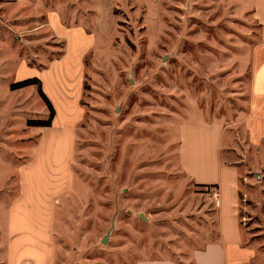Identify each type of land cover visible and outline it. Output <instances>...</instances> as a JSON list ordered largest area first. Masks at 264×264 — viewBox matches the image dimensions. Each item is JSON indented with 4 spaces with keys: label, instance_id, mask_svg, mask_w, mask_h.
Wrapping results in <instances>:
<instances>
[{
    "label": "rangeland",
    "instance_id": "374dc122",
    "mask_svg": "<svg viewBox=\"0 0 264 264\" xmlns=\"http://www.w3.org/2000/svg\"><path fill=\"white\" fill-rule=\"evenodd\" d=\"M260 38L253 0H0V264L17 169L40 138L27 122L48 117L37 86L10 90L15 68L44 72L64 54L56 70L70 72L80 115L51 264H192L217 239L211 187L195 186L178 161L182 141L189 160L211 164L214 134L185 129L200 121L225 129L222 153L239 166L243 244L254 249L251 264H264V145L242 149Z\"/></svg>",
    "mask_w": 264,
    "mask_h": 264
},
{
    "label": "crops",
    "instance_id": "0c3cea01",
    "mask_svg": "<svg viewBox=\"0 0 264 264\" xmlns=\"http://www.w3.org/2000/svg\"><path fill=\"white\" fill-rule=\"evenodd\" d=\"M264 3V0H260ZM253 16L261 27V38L252 52L253 74L249 111L244 118L245 144L242 149L258 152L264 145V13L253 0ZM54 31V18L49 17ZM75 37L80 36L77 33ZM81 37V36H80ZM79 42L87 41L77 38ZM69 59L64 54L53 61L44 72L23 67L19 63L15 68L17 83L22 79L37 78L41 82L43 94L51 103L55 115L51 126L36 128L40 138L35 146L34 156L27 164L17 169L19 196L7 209V230L5 239V264H51L55 253V216L62 208V200L72 190V172L70 161L73 151V125L79 119V110L75 109L76 85L72 76L61 75L56 69L65 65ZM57 63V64H55ZM65 67V66H64ZM65 69V68H64ZM69 71V70H68ZM189 125V135L195 137L205 131H211L213 139L208 153L211 164L188 159L186 149L179 142L178 161L181 171L195 185L211 187L218 193L220 205L214 208L217 221V239L208 242L202 249L192 253V264H251L255 253L252 247L243 244V234L239 226V166L230 155H223L222 142L225 129L219 122H205ZM184 126L180 131L183 132ZM181 132V135H182ZM239 149L241 157L246 154ZM202 149L195 140L191 154L198 156ZM215 157V161L213 158ZM228 157V158H227ZM58 202V204H57ZM225 218L227 227H224ZM134 264H180L171 260H139Z\"/></svg>",
    "mask_w": 264,
    "mask_h": 264
},
{
    "label": "trees",
    "instance_id": "16d2710c",
    "mask_svg": "<svg viewBox=\"0 0 264 264\" xmlns=\"http://www.w3.org/2000/svg\"><path fill=\"white\" fill-rule=\"evenodd\" d=\"M29 86H37V92L42 99V101L45 103L47 110H48V117L46 120L43 121H28L27 126L28 127H35V128H47L51 126V122L54 118L55 112L54 109L49 102V100L46 98V96L43 94L41 89V82L37 78H31L27 80H23L17 83H11L10 90L15 91L18 89H22Z\"/></svg>",
    "mask_w": 264,
    "mask_h": 264
},
{
    "label": "built area",
    "instance_id": "2783aa9c",
    "mask_svg": "<svg viewBox=\"0 0 264 264\" xmlns=\"http://www.w3.org/2000/svg\"><path fill=\"white\" fill-rule=\"evenodd\" d=\"M211 191H212V198H213V203H214V206L215 207H219L220 205V200H219V196H218V193L216 192V190H214L213 188H210Z\"/></svg>",
    "mask_w": 264,
    "mask_h": 264
}]
</instances>
